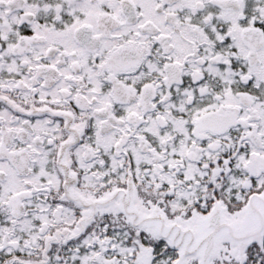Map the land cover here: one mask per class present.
I'll return each mask as SVG.
<instances>
[{
    "label": "snow or ice",
    "instance_id": "obj_1",
    "mask_svg": "<svg viewBox=\"0 0 264 264\" xmlns=\"http://www.w3.org/2000/svg\"><path fill=\"white\" fill-rule=\"evenodd\" d=\"M0 264H264V0H0Z\"/></svg>",
    "mask_w": 264,
    "mask_h": 264
}]
</instances>
